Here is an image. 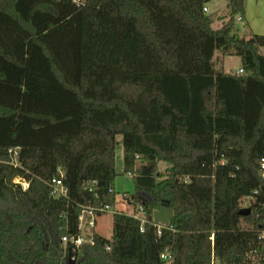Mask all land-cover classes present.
I'll list each match as a JSON object with an SVG mask.
<instances>
[{"label":"trees","instance_id":"obj_1","mask_svg":"<svg viewBox=\"0 0 264 264\" xmlns=\"http://www.w3.org/2000/svg\"><path fill=\"white\" fill-rule=\"evenodd\" d=\"M211 1L0 0V264L263 257L264 34L239 33L245 0L215 29ZM227 56L243 73L215 69ZM119 154L142 217L75 248L83 207L115 204Z\"/></svg>","mask_w":264,"mask_h":264},{"label":"rangeland","instance_id":"obj_2","mask_svg":"<svg viewBox=\"0 0 264 264\" xmlns=\"http://www.w3.org/2000/svg\"><path fill=\"white\" fill-rule=\"evenodd\" d=\"M246 10L245 16L242 18L240 15L236 16V26L241 35L250 36L253 33H263L264 34V0H245ZM228 0H212L208 4L210 13L213 15V27L218 29L223 24V18L227 14ZM239 18H242L239 20ZM253 31V32H252ZM241 64L240 58L237 56H227L223 63H217L215 69L217 71L224 70L225 72H236ZM142 165V162L137 161L134 168V172ZM117 172L118 175L115 178V194L116 200L115 204L111 206V210L104 213L100 217L96 218V225L90 231L98 233L106 238H111L113 234V216L114 213H125L127 215L133 214V210L129 207L123 200V195L125 193H134V181L132 177V172L123 173L124 166L119 154L117 159ZM19 180H22L18 178ZM170 212L165 214V218L161 220V223H167L170 219ZM138 216L142 217L141 214Z\"/></svg>","mask_w":264,"mask_h":264},{"label":"built area","instance_id":"obj_3","mask_svg":"<svg viewBox=\"0 0 264 264\" xmlns=\"http://www.w3.org/2000/svg\"><path fill=\"white\" fill-rule=\"evenodd\" d=\"M205 12H209V8L205 7L204 8ZM242 18H239V20H241ZM237 73H243V69H240L238 71H236ZM263 177H264V159H263ZM17 183L22 184L24 189L28 188V183L23 181V180H19L16 179L15 180ZM51 185V187L53 188V194L57 197H66L68 192L66 190V188L62 185V181L60 179L56 180H52L51 183H49ZM111 192L113 190H110ZM250 203V199L246 200V204ZM246 206H244L245 208ZM111 210V206L110 205H104L102 207H83V211L79 217L80 220V235H78L77 237L72 236V237H68L65 236L63 237V241L64 242H70L72 245H74L75 248H80L83 244L85 243H92L93 242V233L94 231H90L88 229H93L96 225V218L100 217L101 215H103L104 213H107ZM130 216L136 218V219H141V217H139L138 215H134L130 214ZM144 223V220H142ZM163 226H158V232L159 234L162 233L163 230ZM142 231L143 227L141 228ZM259 239L263 240V252H264V228L262 230L259 231ZM163 260L168 261V263L170 264L171 262L169 261L170 257L167 253H164L162 256ZM213 264H215V261L213 260ZM257 264H264V253H263V257L258 261Z\"/></svg>","mask_w":264,"mask_h":264},{"label":"water","instance_id":"obj_4","mask_svg":"<svg viewBox=\"0 0 264 264\" xmlns=\"http://www.w3.org/2000/svg\"><path fill=\"white\" fill-rule=\"evenodd\" d=\"M252 212V209L250 207H245L239 210V214L241 215H248ZM69 264H75V259L71 256L69 257Z\"/></svg>","mask_w":264,"mask_h":264},{"label":"crops","instance_id":"obj_5","mask_svg":"<svg viewBox=\"0 0 264 264\" xmlns=\"http://www.w3.org/2000/svg\"><path fill=\"white\" fill-rule=\"evenodd\" d=\"M253 32V31H252ZM258 34H263V33H258ZM241 61V60H240ZM242 68V66H241V64H240V67H239V69H241Z\"/></svg>","mask_w":264,"mask_h":264}]
</instances>
